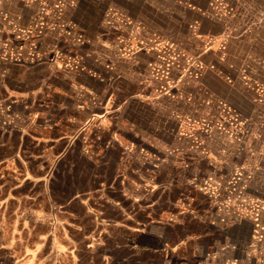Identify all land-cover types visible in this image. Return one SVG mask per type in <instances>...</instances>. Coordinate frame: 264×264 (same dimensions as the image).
I'll list each match as a JSON object with an SVG mask.
<instances>
[{
	"label": "rangeland",
	"instance_id": "obj_1",
	"mask_svg": "<svg viewBox=\"0 0 264 264\" xmlns=\"http://www.w3.org/2000/svg\"><path fill=\"white\" fill-rule=\"evenodd\" d=\"M1 25L15 41L58 42L69 73L43 59L30 82H57L43 86L45 117L89 121L107 182L130 153L157 174L151 192L166 191L170 221L200 235L201 264H264V0H0ZM212 185L229 192L218 203Z\"/></svg>",
	"mask_w": 264,
	"mask_h": 264
},
{
	"label": "crops",
	"instance_id": "obj_2",
	"mask_svg": "<svg viewBox=\"0 0 264 264\" xmlns=\"http://www.w3.org/2000/svg\"><path fill=\"white\" fill-rule=\"evenodd\" d=\"M16 33L0 26V250L8 259L1 264H201L205 252L196 242L200 235L170 221L167 202L159 200L166 191L158 190V198L151 192L157 174L147 170L143 175L129 163L134 156L126 153L114 161L116 181L107 182L96 169L110 160L88 150L91 144L97 146L94 141L87 144L93 128L89 121L78 124L66 117L63 124L45 117L43 88L57 82L51 76L30 82V71L44 59L58 75L64 68L58 42L15 41ZM72 59L71 67L83 66ZM65 67L63 74L69 73ZM85 70H92L87 77L100 80L98 61L87 62ZM75 149L82 162L79 169ZM62 165L64 170H59ZM82 174L93 175V183L83 187L88 179L83 183ZM210 189L214 203L229 193ZM235 215L239 220L240 214Z\"/></svg>",
	"mask_w": 264,
	"mask_h": 264
}]
</instances>
